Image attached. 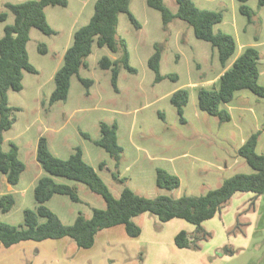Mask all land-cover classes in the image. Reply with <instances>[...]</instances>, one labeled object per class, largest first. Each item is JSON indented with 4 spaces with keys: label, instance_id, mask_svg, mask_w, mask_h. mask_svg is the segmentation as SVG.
<instances>
[{
    "label": "rangeland",
    "instance_id": "obj_1",
    "mask_svg": "<svg viewBox=\"0 0 264 264\" xmlns=\"http://www.w3.org/2000/svg\"><path fill=\"white\" fill-rule=\"evenodd\" d=\"M24 1L27 0H0V14L8 13L7 20L0 22V39L4 27L14 23V15L6 5ZM67 1V6H49L45 10L48 23L55 31L53 35L31 30L28 54L37 73L25 72L23 90L8 93L9 106L16 110L14 125L4 133L2 148L8 151L10 142L15 143L26 169L15 188L17 191L12 193L16 205L10 214L0 216L2 221L19 226L24 223V210L37 206L35 186L46 175L37 161L40 137L47 139L52 153L62 160L81 147L85 161L115 197L125 188L150 199L159 195L200 196L235 174L253 173L238 151L253 133L261 130L264 100L249 90L237 92L229 104L223 105L231 116L229 122L200 110L199 90L217 88L225 70L218 52L210 43L197 39L192 27L181 20L165 29L161 13L150 8L147 0H131L130 4V11L141 27L137 28L122 13L116 37L118 41H126L130 65L137 73L120 66L116 91L111 70L102 69L99 62L104 56L120 58L122 52L113 54L106 47L95 46L87 59L89 67L80 70V76L92 80L93 85L87 89L74 76L68 99L51 105L56 71L73 42L75 31L89 23L97 2ZM194 2L198 7L222 12L224 20L215 31L236 39V54L241 45L258 49L259 67L264 70V7H259L257 0L247 3L255 12L252 24L240 13L236 0ZM165 4L173 12L178 10L175 0H165ZM156 45H160L162 54L160 73L164 78L161 81H156V74L148 64ZM175 75L177 79L172 78ZM260 84L264 86V77ZM183 88L190 91V99L181 121L171 97ZM101 123L118 126V140L123 148L118 161L94 143L101 138ZM257 152L264 154V133L260 135ZM158 168L178 176L180 187L173 191L160 189L156 182ZM114 174L126 180L121 183L114 179ZM0 177H3L1 173ZM56 181L71 186L80 198V202H73L69 196L55 195L46 203L65 225L73 224L79 214L90 218L94 208L106 207L102 196L85 184L64 178ZM5 192L0 180V194ZM253 197V193L235 194L220 213L204 222L202 227L211 236L208 240H199L198 248L179 249L175 244V237L181 231L195 236V225L182 219L164 223L155 215L145 213L134 219L142 229L139 238L129 237L120 225L100 232L96 244L89 249L79 248L72 239L64 238L61 242H29L31 248L25 256L34 264L43 260L51 264L54 255L65 264H227L232 259L240 264L249 253L241 255L247 252L254 232L251 229L253 208L258 209L260 205L256 202L253 207ZM225 247L235 254L231 256ZM36 248L41 258L35 256Z\"/></svg>",
    "mask_w": 264,
    "mask_h": 264
},
{
    "label": "trees",
    "instance_id": "obj_2",
    "mask_svg": "<svg viewBox=\"0 0 264 264\" xmlns=\"http://www.w3.org/2000/svg\"><path fill=\"white\" fill-rule=\"evenodd\" d=\"M178 5L176 12L165 4V0H147V5L161 13L164 28L176 20H181L192 27L197 39L208 42L217 50L220 63L225 69L237 52L236 39L222 31H215V27L224 20V14L219 11L198 7L194 0H175ZM239 11L247 17L248 23H253L255 12L247 3L250 0H236ZM259 7H264V0H257ZM67 0H27L21 3L6 5L13 13L14 23L4 27V35L0 39V173L5 175L8 183L18 186L26 165L19 157V147L10 142V149L4 151V133L14 125V108L9 106L8 93L10 90H23L24 73L36 74L37 69L30 63L28 43L32 29H38L46 35H53L55 31L50 27L45 10L49 6H67ZM131 0H97L95 10L89 23L77 31L73 42L65 52L63 63L54 76L55 89L50 98V104L68 99L71 81L77 76L79 81L89 89L93 81L80 76L82 68H88L87 59L93 53L94 47L108 48L111 53L122 52L120 58L112 59L104 56L99 65L104 70H111L112 85L118 90L120 66L131 73L137 70L130 65V55L124 39L117 40L119 16L126 13L130 21L140 28L135 16L130 11ZM8 13L0 14V22H5ZM45 52V49H43ZM162 54L160 45L155 46V53L149 59V67L156 74V81L163 80L160 73ZM260 53L255 47H247L235 59L218 80V87L201 88L198 92L200 110L219 118L222 122H229L231 116L223 105L229 104L237 92L249 90L264 100V86L260 84ZM177 79V76H173ZM190 99V91L186 88L173 93L172 104L176 107L181 121H184V107ZM101 138L94 143L107 151L115 160H120L123 148L118 140L117 124H100ZM261 133H264V119L260 131L253 133L239 149L242 157L253 170L252 174H235L226 178L222 184L200 196H181L174 198L159 195L153 199L140 196L130 188H125L119 197H115L99 176L97 171L85 161L81 147L74 149L68 159L56 157L45 137H40L37 147V161L46 175L39 178L34 190L37 202L35 209L24 210V223L16 226L5 223L0 217V244L5 248L25 242H43L46 240L72 239L79 248H92L100 232L116 226H124L127 235L139 238L142 229L135 224L134 219L142 214L155 215L161 222L182 219L196 226L195 236L185 231L175 237V244L179 249L198 248L199 240H208L211 236L202 224L213 219L222 208L237 193H253L251 204L254 206L258 198L264 194V154L257 152ZM84 138L89 135L82 133ZM104 167V163L100 165ZM157 186L168 191L180 187L178 176L165 169L158 168ZM56 178H64L85 184L92 192L102 196L106 203L104 209L94 208L92 216L86 218L79 214L74 223L65 225L46 203L55 195L69 196L73 202H80L75 190ZM114 179L123 183L126 179L114 174ZM16 205L13 194L0 195V216L10 214ZM226 252L234 255L225 247Z\"/></svg>",
    "mask_w": 264,
    "mask_h": 264
},
{
    "label": "crops",
    "instance_id": "obj_3",
    "mask_svg": "<svg viewBox=\"0 0 264 264\" xmlns=\"http://www.w3.org/2000/svg\"><path fill=\"white\" fill-rule=\"evenodd\" d=\"M246 47L247 46H243V45H241L239 47L238 53L233 58L232 62L229 65H227V67L223 71L222 75L224 74V72L228 68H230L232 66L235 59L242 53V51ZM259 69H260V82H261V79L264 77V70L261 69L260 67H259ZM49 146H50V144H49ZM2 176L3 177H0V180L5 185L6 192L1 193L0 195L15 193L17 191L15 189L16 187H13L8 183L5 175H2ZM256 202H258V204L260 203V205H259L258 209L253 208V210H254L253 216L254 217L252 220L251 229L254 232L252 233L251 238L249 240L247 252H245L243 250L244 252L241 255L245 256L246 253H248V252L249 253L247 254L246 257H244V259L241 261L240 264H264V194L261 195ZM253 207H255V206H253ZM173 220H175V219H173ZM63 240L64 239H60V240H56V241L61 242ZM27 243H29V242L21 243V244L13 246L11 248H5V249H3L4 247H2V245L0 244V253H3V256L0 258V264H1V262L5 263V264H20V263L21 264H34L32 261L27 260L26 259L27 257L25 256V252L31 248L30 245H28ZM35 256L37 258H41L40 250H38L37 248L35 250ZM231 256H233V255H231ZM38 264H50V263H47L46 261L43 260V261H39ZM51 264H65V263L62 262L59 257L54 255ZM227 264H236V261H235V259H232Z\"/></svg>",
    "mask_w": 264,
    "mask_h": 264
}]
</instances>
